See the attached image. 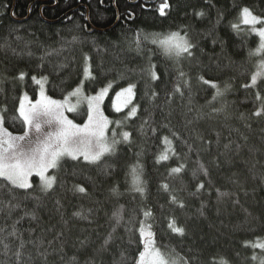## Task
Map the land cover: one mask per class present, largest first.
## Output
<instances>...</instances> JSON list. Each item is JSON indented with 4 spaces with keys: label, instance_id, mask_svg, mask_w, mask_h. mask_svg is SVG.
<instances>
[{
    "label": "trees",
    "instance_id": "trees-1",
    "mask_svg": "<svg viewBox=\"0 0 264 264\" xmlns=\"http://www.w3.org/2000/svg\"><path fill=\"white\" fill-rule=\"evenodd\" d=\"M164 2L0 0L5 127L26 130L17 109L24 92L36 97L32 77H47V93L60 99L83 82L88 61L85 92L111 84L110 130L129 133L97 162L63 158L50 188L37 176L28 189L0 178V264H137L141 222L180 264L264 258L245 245L264 240V111L255 115L264 107V78L251 81L264 54H250L259 45L250 27H232L245 7L264 18V0H167L161 15ZM170 33L185 37L191 55H165L152 43ZM130 84L133 117L113 109ZM86 112L75 122L84 123ZM166 150L169 158L159 160ZM173 221L183 234L169 227Z\"/></svg>",
    "mask_w": 264,
    "mask_h": 264
},
{
    "label": "snow or ice",
    "instance_id": "snow-or-ice-1",
    "mask_svg": "<svg viewBox=\"0 0 264 264\" xmlns=\"http://www.w3.org/2000/svg\"><path fill=\"white\" fill-rule=\"evenodd\" d=\"M168 7L167 0H165L159 8L160 14L164 15L165 9ZM200 15H203V13H200ZM240 16L241 22L249 25L250 30L259 37L258 47L250 54H264V19L254 15L247 7L241 10ZM258 24L262 25V27L257 28L256 25ZM232 27L237 31L240 28L239 24H233ZM152 43L158 44L165 55L171 56L175 54L179 56L185 52L191 55L189 51L191 45L179 33H170L164 38L153 39ZM24 75V73H21L19 79L23 80ZM152 76L154 79L157 78L155 73H152ZM260 78H264V60L257 65V71L251 76L252 86H255ZM32 79L41 85L40 98L33 102L25 93L20 100L17 109L18 118H21L26 126V130L22 135H14L8 131L4 126L5 117L3 114L7 109L0 111V178L8 181L14 187L28 189L32 187L30 177L35 174L44 181V187L50 188L55 177H47L45 173L49 168H57L62 156L68 155L73 159H78L79 156L83 155L85 160L95 162L104 154L112 151V145L117 141L113 139L112 143L109 144L105 139V130L111 122L103 115L99 107L100 102L107 95L108 89L111 88V84L107 88L101 89L96 96L84 97V100L87 101L86 120L83 124H77L64 116V111H76L77 105L81 102L80 99H77L76 104H70L69 101L71 97H79L81 89L77 87L64 100H53L44 93L43 81H46L47 77H43L40 80H37L36 77H32ZM204 83L207 84L209 81H204ZM212 86L217 87L215 84ZM245 87H248V85H245ZM134 88L135 85L130 84L127 88L116 93L113 107L117 112H120L131 103L135 95ZM219 94L220 91L217 88V95ZM260 98L257 95V99ZM136 111L137 109L134 105L127 115L135 116ZM262 111H264V107L257 111L255 115H261ZM42 123H47L49 126L55 124L56 127H50L49 130H46L42 138L39 135L31 136L30 132L33 128L36 133L41 132ZM116 124L119 125L120 121H116ZM114 136L115 133H113ZM123 137L127 140L129 133L124 132ZM26 141L27 145H25ZM164 141L166 144L171 143L167 137H164ZM93 145L96 149L94 151L91 150ZM168 158L166 150L165 153L161 154L159 160H167ZM182 168L183 165L173 168L171 171L180 173ZM135 171L133 169L134 174ZM164 187L167 188V185ZM199 187L203 188L204 185L200 184ZM79 191L84 192L85 189L79 188ZM144 215L145 217H150L151 212L145 211ZM169 227L174 232L183 234V228L175 226V221L170 223ZM151 229L152 225L150 223L141 222L139 231L144 243V249L139 254L137 264H177V261L171 258L170 254L165 253L156 246L155 233ZM245 245L264 251V240L248 241L245 242ZM256 258L255 255L252 257L253 260ZM218 264H227V261L220 259ZM260 264H264V258L260 260Z\"/></svg>",
    "mask_w": 264,
    "mask_h": 264
},
{
    "label": "rangeland",
    "instance_id": "rangeland-1",
    "mask_svg": "<svg viewBox=\"0 0 264 264\" xmlns=\"http://www.w3.org/2000/svg\"><path fill=\"white\" fill-rule=\"evenodd\" d=\"M262 19H264V18H262ZM239 23V26H247V27H250L249 25H245V24H243L242 22H241V17H240V20L238 21ZM256 27L257 28H260V27H262V25H256ZM262 61V60H261ZM261 61H259V63L261 62ZM86 69H87V72H86ZM257 71V70H256ZM89 73H90V75H89ZM91 76V72H90V64H88V61L86 62V64H85V78H84V80H83V82L78 86L80 89H81V91H80V94H79V97H71L70 98V101H69V103L70 104H76V102H77V99H80V103H79V105H77V108H76V111L75 112H68V111H64V116H66L69 120H73V122L74 123H77V122H75V116H76V114L77 113H79L80 112V110L81 109H83L84 107H86L87 108V101L86 100H84V97H92V96H96V95H98L99 94V92L101 91V89H103V88H101L97 93H95V94H92V95H88V93L87 92H85V89H84V83L86 82V80L89 78ZM37 80H40V79H38V78H36ZM42 79V78H41ZM259 80V79H258ZM36 86H37V92H36V97L35 98H33L32 96H31V94L30 93H28V92H24V94L26 93L27 94V96L33 101V102H35L37 99H39L40 98V91H41V85L40 84H37V83H34ZM43 87H44V93H45V95L46 96H49V94L47 93V90H46V81H43ZM128 87V86H127ZM127 87H125V88H127ZM105 88H107V87H105ZM76 89V88H75ZM75 89H73L72 91H74ZM71 91V92H72ZM121 91V90H120ZM119 91V92H120ZM133 91H134V93H135V88L133 89ZM109 92H110V88L108 89V92H107V95H105V97L103 98V100L100 102V105H99V107H100V109H101V111L103 112V115L104 116H106L107 118H108V120L110 121V122H112V120H111V118L105 113V110H104V103H105V101H106V99H107V97H108V95H109ZM24 94L22 95V98H23V96H24ZM68 95H66V96H64L63 98H60V99H56V98H53V97H51V96H49V97H51L53 100H64L65 99V97H67ZM134 99H135V95H134V97H133V99H132V101H131V103L130 104H128V106L127 107H125V108H123L121 111H124V110H126V109H131L133 106H134ZM115 100V97H114V99H113V101ZM113 109H114V111L115 112H117L116 110H115V108L113 107ZM137 109V108H136ZM120 111V112H121ZM137 112V111H136ZM131 117H133V116H131ZM77 124H80V123H77ZM83 124V123H82ZM112 126V123H109V125H108V127H107V129L105 130V139L107 140V142L109 143V144H111L112 143V141H113V139H115V141H117L115 144H113L112 145V151H114L115 150V148L117 147V145L121 142V140H123L124 139V137H123V131L122 132H120V131H118V132H116V131H113V132H111V126ZM5 126V125H4ZM50 127H52V128H54V127H56V125L55 124H53V125H51V126H49L47 123H42V127H41V132L40 133H36L35 132V130H34V128L32 129V131L30 132V135L31 136H36V135H39V136H41V138L43 137V133L46 131V130H49V128ZM9 131V130H8ZM113 133H115V136L113 137ZM14 135H22V134H16V133H13ZM25 145H27V141L25 142ZM91 150H96L95 149V146L93 145V148L91 149ZM112 151L110 152V153H112ZM110 153H106V154H104L103 156H101V158L99 159V160H101L104 156H106V155H108V154H110ZM79 157H82V158H84L83 157V155H81V156H79ZM63 158H72L71 156H68V155H64V156H62L61 158H60V160H59V162L63 159ZM99 160H97V161H99ZM88 161V160H87ZM97 161H95V162H97ZM53 169H55V168H49L48 170H47V172L45 173V176H47V177H52L51 176V171L53 170ZM34 176H36L35 174H33L31 177H30V182H31V184H33V182H32V179H33V177ZM38 177V176H37ZM39 178V177H38ZM40 179V178H39ZM40 181H41V183H42V185L44 186V181H42L41 179H40ZM52 185H53V183H52ZM52 185H51V187H52ZM176 260V259H175ZM177 264H180L178 261H177Z\"/></svg>",
    "mask_w": 264,
    "mask_h": 264
},
{
    "label": "flooded vegetation",
    "instance_id": "flooded-vegetation-1",
    "mask_svg": "<svg viewBox=\"0 0 264 264\" xmlns=\"http://www.w3.org/2000/svg\"><path fill=\"white\" fill-rule=\"evenodd\" d=\"M45 7H46V5H43V6H42V9H41V14H42V15H44V14H43V10L45 9ZM117 13H118V16H119V12H118V11H117ZM90 21H91V20H90V12H89V10H88V14H87V22L90 23ZM92 28H93L94 30H96V28H94V27H92ZM96 31H97V30H96Z\"/></svg>",
    "mask_w": 264,
    "mask_h": 264
}]
</instances>
